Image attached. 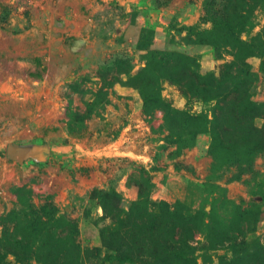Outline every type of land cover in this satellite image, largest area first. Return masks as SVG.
Masks as SVG:
<instances>
[{"label": "rangeland", "instance_id": "1", "mask_svg": "<svg viewBox=\"0 0 264 264\" xmlns=\"http://www.w3.org/2000/svg\"><path fill=\"white\" fill-rule=\"evenodd\" d=\"M90 21L108 50L25 115L50 160L0 147V264H264V0H99Z\"/></svg>", "mask_w": 264, "mask_h": 264}, {"label": "crops", "instance_id": "2", "mask_svg": "<svg viewBox=\"0 0 264 264\" xmlns=\"http://www.w3.org/2000/svg\"><path fill=\"white\" fill-rule=\"evenodd\" d=\"M98 3L99 0H0V123L13 115L15 123L10 130L21 129L16 131L22 140L9 141L0 128V147L6 144L8 149L10 143L24 147L13 161L45 163L57 148L48 141L31 139L37 138L35 134L42 132L47 122L36 124L25 115L37 113L32 106L34 99L39 95L48 99L50 88L55 89L50 77H62L67 65H89L108 50V45L99 46L92 40L95 32L90 19L97 14ZM39 59L47 72L36 76L32 69ZM51 65L57 66L55 76L48 75ZM41 112L48 115L50 109L46 107ZM27 127L32 134L25 131Z\"/></svg>", "mask_w": 264, "mask_h": 264}, {"label": "trees", "instance_id": "3", "mask_svg": "<svg viewBox=\"0 0 264 264\" xmlns=\"http://www.w3.org/2000/svg\"><path fill=\"white\" fill-rule=\"evenodd\" d=\"M152 97L150 96H145V99H146V102H148ZM212 98H216V97H212ZM243 104H245L247 107L251 108L252 110L253 109H256V108H260V104L258 103H255V102H252L250 100V98H248V100H243L242 101ZM155 104H156V108H160V109H163L165 112L168 111L167 108H171V109H174L173 107H171V104L169 103H166L163 99L161 98H158L156 99L155 101ZM264 106V105H263ZM177 113H179L181 115V127H183L184 129L188 130V131H192L194 133V136L195 135H198L200 133H203V132H207L209 129V120L208 118L204 117L202 118L201 116H193L191 114H188L187 112H183L182 110H177ZM255 116H258V114H255ZM202 120L203 121V125L202 127L198 128V129H195V128H192V125H197V123H194L195 121H200ZM250 127L252 128V130L254 129V125H250ZM226 130V129H225ZM255 130V129H254ZM210 132H212L213 134V150L216 152V148L219 149L221 146H224L225 145V142L230 143L233 145V147L238 150V139L233 137V139H223L222 138V135H221V131L220 130H217V129H212ZM258 147L261 146L260 143H257L256 144ZM240 155V154H239ZM162 204H167L166 201H161ZM128 261H132L133 259L131 258H127Z\"/></svg>", "mask_w": 264, "mask_h": 264}, {"label": "water", "instance_id": "4", "mask_svg": "<svg viewBox=\"0 0 264 264\" xmlns=\"http://www.w3.org/2000/svg\"><path fill=\"white\" fill-rule=\"evenodd\" d=\"M23 146H19V145H15L14 143H10L7 149V154L8 156H10L11 158H14L17 151L20 149H23Z\"/></svg>", "mask_w": 264, "mask_h": 264}]
</instances>
